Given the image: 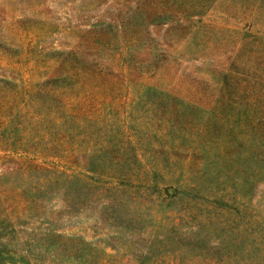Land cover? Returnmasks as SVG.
I'll list each match as a JSON object with an SVG mask.
<instances>
[{"label": "rangeland", "instance_id": "1", "mask_svg": "<svg viewBox=\"0 0 264 264\" xmlns=\"http://www.w3.org/2000/svg\"><path fill=\"white\" fill-rule=\"evenodd\" d=\"M0 264H264V0H0Z\"/></svg>", "mask_w": 264, "mask_h": 264}]
</instances>
